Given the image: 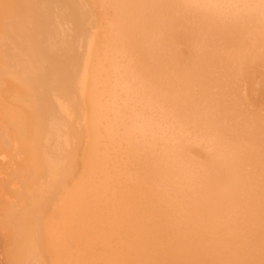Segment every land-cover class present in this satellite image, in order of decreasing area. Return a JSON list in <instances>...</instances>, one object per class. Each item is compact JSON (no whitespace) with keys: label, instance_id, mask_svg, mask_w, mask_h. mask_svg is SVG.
Here are the masks:
<instances>
[{"label":"bare ground","instance_id":"6f19581e","mask_svg":"<svg viewBox=\"0 0 264 264\" xmlns=\"http://www.w3.org/2000/svg\"><path fill=\"white\" fill-rule=\"evenodd\" d=\"M20 1L0 264H264V0Z\"/></svg>","mask_w":264,"mask_h":264},{"label":"rangeland","instance_id":"374dc122","mask_svg":"<svg viewBox=\"0 0 264 264\" xmlns=\"http://www.w3.org/2000/svg\"><path fill=\"white\" fill-rule=\"evenodd\" d=\"M8 1L10 2V3H7L9 8H12L13 6L19 8V6H17V4H19V3L21 2L20 0H13V1H14V5H13V6H12L13 1H10V0H8ZM22 2L24 3V0H22ZM22 6H24V5H22ZM15 9H16V8H15ZM23 27H24V25H23ZM8 28H11V27H8ZM9 30H10V29H8V31H6V34H8V35H6V37H7V36L9 37V40L7 39V42H6V48H7L6 53H8V54H6V57H7V59H8V58L10 59L11 57H12V58L15 57V59H16V63L14 62V61H15L14 58H13L14 61H13V60H12V61H13L15 64H14L11 60H7V59H6V60H7L6 62H7V64H10L11 66L16 65L15 68H16V70H17L18 64H20V59H21V57L23 56V55H22L21 57H19V56L21 55L22 52L20 53V51L18 50L19 48L17 49L18 45H20V46H22V45H23V46H24V45H28V46H29V44H30V46H29L30 48H32V47L35 48L34 46H35L36 44H33V43L31 44L29 41H32V40H33L32 42H34V40H35L36 38H35V37L28 38V40H29V41H28L29 44H28V42L24 41V37H25V36H23V37H22L23 39H20V41H21V40L23 41V42L21 41V44H20L19 42L15 43V42H16V41L14 42V39H15V38H12V36H13V35H12V32L10 33ZM23 30H24V32H25V34H26L25 29H23ZM28 31L31 32L32 30H28ZM19 36H20V35H19ZM8 37H7V38H8ZM20 38H21V37H20ZM37 38H38V37H37ZM39 38H40V37H39ZM30 39H31V40H30ZM40 39H42V38H40ZM37 40H38V39H37ZM17 41H19L18 38H17ZM24 42H25V43H24ZM7 43H9V44H7ZM14 44H15V45H14ZM13 45H14V46H13ZM32 45H33V46H32ZM16 46H17V47H16ZM23 46H22V48H23ZM28 46H25V47H27V48H26V49H27L26 51H28V49H29ZM8 47L11 48V51H12L13 53L9 50ZM15 48H16V50H18V51H14L13 49H15ZM20 50H21V49H20ZM23 50H24L23 52L25 53V49H24V48H23ZM32 50H33V49H32ZM32 50L29 49V51L31 52L30 54L33 53ZM21 51H22V50H21ZM34 51H35V49H34ZM17 52H18V53H17ZM9 53H10V54H9ZM15 53H16L17 55H19V56H17ZM24 53H22V54H24ZM28 53H29V52H28ZM28 53H27V54H28ZM11 54H12L13 56H12ZM34 54H35V53H34ZM36 54H37V53H36ZM24 56H25V57H28L27 55H24ZM24 56L22 57L23 60H24ZM31 56L33 57L34 55H31ZM35 56H36V55H35ZM35 56H34V58L31 57V60L35 59ZM28 58H29V57H28ZM28 58H27V59H28ZM25 59H26V58H25ZM35 60H36V59H35ZM35 60H34V62H35ZM9 61H10V63H9ZM29 61H30V59H29ZM36 61H37V60H36ZM11 63H13V64H11ZM8 66H9V65H8ZM33 68H34V67H33ZM33 68H32V69H33ZM18 69H20V68H18ZM34 69H35V68H34ZM34 69H33V70H34ZM36 70H37V69H36ZM242 84H243V85H241V87H242L243 90L245 91V89H247V86H248V85H247L245 82H243ZM245 85H247V86H245ZM263 93H264V92H263ZM261 96H263L262 98H264V94H261ZM260 98H261V97H260Z\"/></svg>","mask_w":264,"mask_h":264}]
</instances>
